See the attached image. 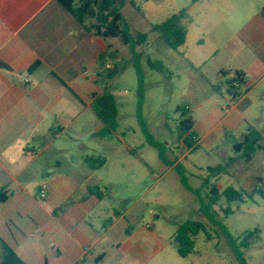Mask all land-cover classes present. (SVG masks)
<instances>
[{"label":"crops","instance_id":"1","mask_svg":"<svg viewBox=\"0 0 264 264\" xmlns=\"http://www.w3.org/2000/svg\"><path fill=\"white\" fill-rule=\"evenodd\" d=\"M133 1L141 12L129 3L123 9L132 30L161 39L143 10L151 0ZM263 8L264 0H192L190 11L213 48L210 62L222 77L214 88L228 95L219 117L195 121L198 143L209 149L218 136L239 134L234 148L258 132L261 148L252 160L241 151L224 174L232 171L241 190L264 193ZM117 41L85 32L57 0H0V60L9 66L0 69V192L8 197L0 203V245L26 264H147L161 249L151 225L127 233L128 211H115L103 228L92 220L105 200L92 190L114 182L99 174L108 162L94 170L85 159L103 157L99 145L110 138L95 136L102 123L93 101L110 90ZM236 72L244 75L237 101L227 86ZM30 168L44 178L37 195L21 184ZM43 186L48 198L38 200Z\"/></svg>","mask_w":264,"mask_h":264},{"label":"rangeland","instance_id":"2","mask_svg":"<svg viewBox=\"0 0 264 264\" xmlns=\"http://www.w3.org/2000/svg\"><path fill=\"white\" fill-rule=\"evenodd\" d=\"M191 4L192 0H151L150 5L143 9L146 19L153 25H159L167 18L187 10L183 25L188 35L184 47L173 50L151 34L147 44L137 48L143 55L145 73L143 117L154 139L165 147L166 156L172 163L168 167L162 163L159 151L149 144L143 132L138 118V76L132 53L129 47L117 41L118 55L112 61H115L120 73L112 80L109 91L117 100L119 126L115 135L99 145L101 155L108 162L99 174L114 182L113 185L101 187L105 200L92 220L103 228L110 219H114L115 211H128L130 225L127 233L133 237L148 225L153 226L161 249L147 264H239L221 227L211 225L202 213L201 200L187 191L178 174L170 169L177 161L186 170L189 185L196 189L202 188L204 180L209 178L221 192L228 188L241 190L232 171L227 175H216L210 171V168L229 164L231 159L238 156L233 148V137L239 139V134L218 136L209 149L205 148L206 143L203 142L202 149L194 153H188L178 140L181 120V113L177 112L179 107L190 109L192 117L201 124L211 114L219 117L228 98L224 90L221 93L214 88L222 77L212 68L210 57L213 48L207 39L208 33L196 23L198 15L190 11ZM147 57L163 62L167 74L151 71L147 66ZM110 73L114 74L115 68ZM204 76L209 78L210 83ZM196 133L199 138L202 137L199 129ZM86 142L92 143L91 140ZM237 164L239 166L240 163ZM43 181L44 178L37 174L35 168H30L21 176V184L33 195H37ZM202 196L207 201L205 192H202ZM37 199L40 200V197ZM228 207L233 210L229 216L224 212ZM215 210L218 221L235 238L254 229L261 231V239L243 253L248 264H264V197L255 194L253 199L248 198L242 204L229 203L223 198ZM187 220L207 224L211 239L207 233H200L195 239L194 252L182 258L172 241L179 224ZM1 256L0 245V261Z\"/></svg>","mask_w":264,"mask_h":264},{"label":"trees","instance_id":"3","mask_svg":"<svg viewBox=\"0 0 264 264\" xmlns=\"http://www.w3.org/2000/svg\"><path fill=\"white\" fill-rule=\"evenodd\" d=\"M59 4L70 15H72L76 21L81 25L83 30L87 33L94 34L100 37L104 41L108 42L112 39H118L124 46L130 48L132 53L133 64L138 76V118L141 123L143 132L147 137L149 144L159 151V156L162 162L166 165L172 164L167 156L165 147L157 142L150 131L147 128V124L143 117V104L145 98V73L142 65L143 55L137 51V48L146 45L148 42V36L146 34L136 32L128 25L125 15L123 13L124 7L129 3L139 12L141 9L136 6L133 0H57ZM198 0H193L196 3ZM264 16V8L262 10ZM187 18V10H182L179 14H175L168 18L166 21L159 25H154L152 30L158 34L165 44L173 49L179 50L184 47L187 41L188 31L184 27V22ZM102 60H106L103 58ZM147 66L151 71L167 74V68L161 61H154L152 58L147 57ZM37 67V66H36ZM0 69L8 70L9 66L0 60ZM119 69L115 67V73L109 74V80L112 82L114 77L119 75ZM223 77L230 76V72H222ZM237 82L236 87L234 83ZM244 75L236 72L233 78L227 81L229 93L233 100L237 101L244 94ZM93 111L97 118L102 123L101 130L95 134L98 138H108L116 134L118 130V105L116 97L109 91L104 92L102 95L95 97L93 101ZM177 112L181 113V120L178 127V140L183 144L188 152L194 153L201 149L199 145L198 135L195 132V119L191 115V110L185 107H179ZM262 136L252 129L250 135L242 143L234 145V151L240 153L243 151L244 159L251 161L254 154L261 148L260 142ZM235 159H231L229 164L225 166H217L210 168L212 174L220 175L228 171L229 165L233 163ZM86 165L94 170L102 169L107 164V159L103 157H87L85 159ZM175 171L180 177L182 186L197 196L201 200V210L206 218L210 221L214 227L220 226L224 232L228 244L234 250L239 264H248L244 258L243 250H247L261 239V231L254 229L247 232L239 238L233 237L227 227L221 224L217 217L218 213L215 207L225 198L229 203H244L246 199H253L255 194H259L264 197L262 190H253L248 193L244 190H236L234 188H228L221 192L216 183H211L210 179H205L202 188L195 189L189 185L186 170L180 164L174 163ZM202 192H205L207 201L203 199ZM92 193L98 198L102 199L104 194L99 190H92ZM8 199L7 194L0 192V203L6 202ZM225 215L229 216L233 214V210L228 207L224 210ZM209 226L200 221L187 220L179 224L176 236L172 241V245L176 248L178 254L182 258H186L194 252L196 237L204 232L208 234ZM208 238L211 236L208 234ZM1 263L0 264H26L17 253L4 241H1ZM103 259V256L102 258ZM100 260L97 261L99 263ZM79 264V263H78Z\"/></svg>","mask_w":264,"mask_h":264},{"label":"built area","instance_id":"4","mask_svg":"<svg viewBox=\"0 0 264 264\" xmlns=\"http://www.w3.org/2000/svg\"><path fill=\"white\" fill-rule=\"evenodd\" d=\"M234 85L237 87L238 83L235 82ZM40 198L46 200L48 198L47 186H43L40 190Z\"/></svg>","mask_w":264,"mask_h":264}]
</instances>
